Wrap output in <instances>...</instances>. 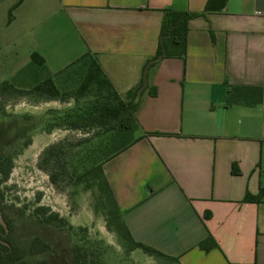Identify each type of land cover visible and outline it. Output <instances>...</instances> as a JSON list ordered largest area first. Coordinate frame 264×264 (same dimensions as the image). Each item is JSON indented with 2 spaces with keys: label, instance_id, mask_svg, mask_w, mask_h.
<instances>
[{
  "label": "crops",
  "instance_id": "crops-1",
  "mask_svg": "<svg viewBox=\"0 0 264 264\" xmlns=\"http://www.w3.org/2000/svg\"><path fill=\"white\" fill-rule=\"evenodd\" d=\"M205 2L0 0V63L14 65L4 80L30 87L90 51L123 96L145 75L139 138L103 164L132 236L180 264H264V198L243 200L264 187V0L191 18L185 55L146 66L163 9Z\"/></svg>",
  "mask_w": 264,
  "mask_h": 264
},
{
  "label": "trees",
  "instance_id": "trees-1",
  "mask_svg": "<svg viewBox=\"0 0 264 264\" xmlns=\"http://www.w3.org/2000/svg\"><path fill=\"white\" fill-rule=\"evenodd\" d=\"M227 4V0H206L202 11L176 10L170 7L163 9V16L160 25L159 39L155 54L147 61L146 66L152 65L160 58L169 55L184 56L187 45L188 22L191 18L204 15L207 12L222 11ZM12 9L8 13V21L12 19ZM31 60L36 65H43L44 59L38 52L31 53ZM65 73L67 77L76 78L77 84L68 91L61 92L55 83V77ZM141 83L134 89H130L126 94L120 95L110 79L103 71L96 56L87 51L65 66L54 76H49L36 82L30 87L17 86L12 80L0 81V94L12 93L17 95L32 94L48 99L60 98L71 94L74 98V106L48 112V117L38 119L39 126L42 124L48 131L54 127H65L68 129H80L87 126H96L101 129V135L96 143H93V153L87 164L82 167V171L75 175V181L80 178L86 180V187H95L99 194V207L105 216L106 227L114 231L118 237L126 244L128 250L141 249L149 256L154 257L158 264H180L178 257L168 255L150 245L134 239L127 227L122 212L120 211L111 186L104 172L103 164L133 144L139 137L135 136V131L139 124L136 112L140 104ZM238 86L228 87L231 102L232 90ZM261 97V88H257ZM155 93V89L151 92ZM47 116V115H46ZM88 140V139H85ZM90 141V140H89ZM30 143L26 138L22 146ZM60 144L47 147L43 153L42 161L44 168L53 182H56L61 173L67 174V165L58 166L57 158L62 151ZM12 168V154L0 151V215L6 223L4 227L0 223V264H31L29 258L35 254L43 253L50 248V244L40 236H35L28 246H22L13 237L11 224L4 213L2 183L8 178ZM264 198V187H260L256 194L246 191L243 200L260 202ZM42 212V217L37 214ZM32 214L41 223H47L57 228L66 230L71 236H75L76 228L70 225L66 218L58 213L50 211L48 207L37 206ZM208 217V213H205ZM86 230L85 227L82 228ZM198 246L203 250H210L216 246L212 236H207ZM72 264H105L99 257L92 256L89 247L74 242L70 249ZM44 260L34 264H44Z\"/></svg>",
  "mask_w": 264,
  "mask_h": 264
},
{
  "label": "rangeland",
  "instance_id": "rangeland-1",
  "mask_svg": "<svg viewBox=\"0 0 264 264\" xmlns=\"http://www.w3.org/2000/svg\"><path fill=\"white\" fill-rule=\"evenodd\" d=\"M13 66L0 63V80L10 79ZM43 73L42 68L37 75ZM55 83L65 92L78 82L62 73L55 77ZM74 104L71 94L64 99L0 94V151L12 154V168L1 189L4 213L13 237L22 246H28L35 236L49 242L47 251L29 258L31 264L40 260H44V264H72L70 249L74 242L89 247L92 256L99 257L105 264H158L154 257L148 258L139 248L134 252L128 250L118 235L106 227L97 189L86 187L83 177L77 182L74 179L93 153V143L100 137L101 129L96 126L54 127L48 131L43 124L39 126L38 119L47 118L50 110H64ZM26 138L30 143L23 147ZM54 144L63 147L57 158L58 166L67 165V174L61 173L56 182L50 179L42 161L45 149ZM39 205L65 217L77 229L75 236L54 225L41 223L32 214ZM42 214L37 215L42 217Z\"/></svg>",
  "mask_w": 264,
  "mask_h": 264
},
{
  "label": "water",
  "instance_id": "water-1",
  "mask_svg": "<svg viewBox=\"0 0 264 264\" xmlns=\"http://www.w3.org/2000/svg\"><path fill=\"white\" fill-rule=\"evenodd\" d=\"M145 83H146V78H145V75H143V80H142V85H141V88H140V92L144 89L145 87ZM0 223L5 227L6 226V223L5 221L3 220V218L0 216Z\"/></svg>",
  "mask_w": 264,
  "mask_h": 264
}]
</instances>
